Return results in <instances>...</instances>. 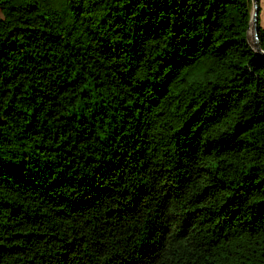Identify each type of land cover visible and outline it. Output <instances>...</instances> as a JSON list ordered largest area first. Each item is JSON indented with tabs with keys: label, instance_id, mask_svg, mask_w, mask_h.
<instances>
[{
	"label": "trees",
	"instance_id": "trees-1",
	"mask_svg": "<svg viewBox=\"0 0 264 264\" xmlns=\"http://www.w3.org/2000/svg\"><path fill=\"white\" fill-rule=\"evenodd\" d=\"M250 8L0 0V264H264Z\"/></svg>",
	"mask_w": 264,
	"mask_h": 264
},
{
	"label": "water",
	"instance_id": "water-1",
	"mask_svg": "<svg viewBox=\"0 0 264 264\" xmlns=\"http://www.w3.org/2000/svg\"><path fill=\"white\" fill-rule=\"evenodd\" d=\"M257 22H258V0H251L250 16L245 32V39L253 53L260 57H264V50L261 49L257 38Z\"/></svg>",
	"mask_w": 264,
	"mask_h": 264
},
{
	"label": "rangeland",
	"instance_id": "rangeland-1",
	"mask_svg": "<svg viewBox=\"0 0 264 264\" xmlns=\"http://www.w3.org/2000/svg\"><path fill=\"white\" fill-rule=\"evenodd\" d=\"M258 24L264 28V0H258Z\"/></svg>",
	"mask_w": 264,
	"mask_h": 264
}]
</instances>
